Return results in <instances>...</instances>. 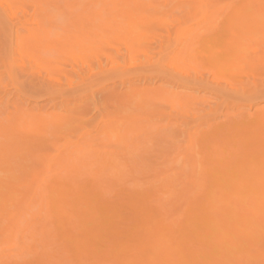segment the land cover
Instances as JSON below:
<instances>
[{
  "label": "rangeland",
  "instance_id": "obj_1",
  "mask_svg": "<svg viewBox=\"0 0 264 264\" xmlns=\"http://www.w3.org/2000/svg\"><path fill=\"white\" fill-rule=\"evenodd\" d=\"M30 1L32 0L28 1L29 5L32 4L31 7H34L35 6L34 3L33 2L30 3ZM33 1L36 3L37 8L38 9L40 8L41 10L39 9L37 10V13H34V10L32 8L28 9V12L24 11L23 8H19L15 11V14H14L15 19H12L13 17L8 15L9 8L5 7L6 8L5 10L4 7L1 6V3L3 2V0L2 1L0 0L1 2L0 3V121L5 125V130L10 131L11 128H13V126L11 127V125L12 124L15 125L16 119L19 116L22 117V119L19 121L21 125L29 124L27 126L28 128L34 127L33 123L35 121L33 119L36 116H43L44 119L47 120L48 123H50V126L48 127V133H47V136L49 137L50 135H52L50 133H52L56 127H69L70 128L74 124L76 126L77 123L74 122L75 120L74 118H78L80 116V119L82 118L81 121H84V122L81 123L78 127L76 126V128H70L73 130L68 129L70 133H65L64 137L62 136L61 140L59 139V142H56V144H53L51 146V148L49 149L51 156H54L59 151L62 152L63 154H68V152L71 149L75 152L74 153L75 155H78L79 154L78 152L79 150H77L78 145L85 144L86 146V143L88 142L89 147L91 148L90 141L92 140L94 143L92 148H95V149L99 148V151L101 152V154L103 153L101 159L103 158V155L107 156L109 153L113 152V154L117 156V161H120L127 157L126 159L130 158L129 160L130 161L132 160L130 164H134L137 161L140 162L143 160H145L146 162H151L153 164L155 168L153 167L154 170L152 171L154 172L151 171L152 173H150V174H153L151 175L150 181L143 182L146 180L145 178H143V175L139 174L140 172L139 173L135 172V175L139 174V177L142 176L140 179L137 180V182L140 180L138 184L135 183L136 181L133 182V180H131L132 176H127L126 177L127 180L124 181L123 179V182L125 183H123L122 180L119 181L117 183L119 187L116 186V188H115V185L112 187L109 186L111 184V181H109L108 183L109 176L106 177L104 176L106 175V173L101 172V167L103 166L99 165L100 162L98 163L96 162V164H93L91 166L86 165L82 167V170L85 174L81 178H79L80 185L81 184L85 186L89 185V184H86L87 177L97 178V180L100 181L98 182V184L101 182L102 184H104L103 181H105V183L108 184V186L106 185V187H108L109 189L105 188V185L100 184L101 188L102 186H104L102 191L104 192V189H105L106 191L105 195L102 192H101L102 196H99L100 193L96 195L97 199L98 197L101 198L97 200L101 202L100 203L101 206L108 205L110 202H112L110 203V207H112L113 204H114L113 206L116 207L117 204L118 205L121 204V201H122L121 198L125 196L123 199V201H125V207L126 205L131 206L133 210V213L129 214V212L128 213L126 212L127 210L124 211L125 210L124 207L122 209V207H119L117 205V209L119 207V211L121 212L120 213L118 212L120 215L117 213L119 217L118 216L116 217L114 215L116 214L115 212L116 209L114 211V207H113V211L115 213L113 211L112 213H114L113 218H115V220H113L112 222V220L109 219L110 222L107 221L106 224H104L105 228L103 229V234H102L104 235V238L101 236L103 239L109 240L108 242L107 241L106 242L109 243L108 245L110 247H111L110 244H113L112 238H114L113 240L117 242L116 243L113 241L117 245H120L122 241L123 242L121 245H124L127 242L128 237L127 238L125 237L126 234L128 235V233L126 232L127 228L124 226L118 227L117 225L119 224V222L122 223L123 222L122 220L128 217L129 219H132L135 217V218H138L139 220L141 219L140 221H143L144 220L143 217L146 216V219H147L149 215L151 216L152 212H149V213L147 212V215L143 213V217H142L141 212L138 211L139 207L144 208L145 206L146 210L149 208H152V205L154 204V200L156 196L165 195L163 199L164 200L167 199L168 194L163 193V195H160L159 193L161 191V188L164 187V184L162 182L163 180H165V178L166 180L172 179V178L176 180V179H181L180 177H182L183 178L182 181L178 180V182L180 183L178 187L179 188L181 187V190H182V186H185L184 184H186L185 181L189 182V179H186L187 177L185 176V174H182V173H184L183 172L184 170H186V172L188 173L194 170L191 168V164H190L192 163L191 162L192 160L190 161L189 157H187L189 155H186L187 158L184 157L183 155V153H185L184 151L187 150L186 146L190 138L193 137L194 142L199 143V147H200L199 150L202 152L204 151L203 153L205 155L197 154L198 161L196 163L198 170L200 169L203 170V168L199 169L198 166H201V164H205V165L207 164L209 160L202 161V162L201 160H203L205 157L209 158L207 157V154L209 152L206 154L207 149L208 151L210 148L214 149L213 146H215V143H217L216 145H218L219 147V149L218 147L215 148L217 152L219 153L217 154V157L219 155H223L225 151L226 153H229V156H230L231 155L230 152L232 150H233L232 152L234 153V155H236L238 149H240V147L238 148L235 147L237 145L241 146V149L238 151L237 154H240L241 152L243 154L242 150H243L244 145L242 144L240 139L242 138L244 141V138L241 137L240 134L245 133L248 128H249L250 133L254 135L253 139L256 137V135L260 137H264V130L259 131V129L256 128V126L249 123L251 122L249 118L255 117L256 115L260 113L261 114L264 113V44L263 43L262 44L261 43L252 44L251 47L247 49L246 57L244 58V61H243V66H247L248 68L242 72L228 65H225L224 69H220L217 66V64H211L208 62L206 63V61H203L202 63H196L193 59L187 60V61H181L179 63L178 69L176 70L174 64L172 63L173 57L175 56L176 53H179V49H178L179 43L180 42L185 43L186 40L184 37H186L187 35L185 34L186 31L184 29L183 30L181 29L182 31H180V34L177 37V33H176L177 30L180 28H184V27H190L191 29H198L200 26H202V24H204V22L201 20V15L189 16L187 15V12L183 10H177L176 12L172 13V15H170L168 19L169 25L167 26V28H164L162 31H158L156 34H152L151 32L148 31V27L151 26V25L149 26L148 20L143 21V23L144 22L146 23L142 27H138L134 29V32H137V33L139 31L141 33L149 32L150 35L147 37L148 39L145 43L146 46L143 48L136 49V51H133V52L128 51L127 45H128L129 40H121L119 42H111L110 44H107L103 52H101L99 55H96V54L92 55L88 59V61L83 62V63L80 60L69 59L68 55H66V57L68 58V60H66L65 55L61 56V53L58 52L57 49H52L49 51H42L39 54L36 52L35 54H38V56L35 55L34 57H33V54L22 56L20 53L21 45L23 46L28 45V41H27L28 32L31 30H36L38 28V21H40L43 25H45L46 28H48L49 24H51L53 21L54 26L53 27L50 26V28L51 27L53 28V30L51 28L52 33L50 32L51 33L50 36L52 37V39L62 38L60 37L62 35L63 37H67V35H70V33L73 34L74 32H76L75 31L76 29L77 31L80 30L88 22L86 19L87 18L86 16L82 18L81 13H80L82 12L81 11L82 9H79V7L75 9V11L79 9L78 10L79 12L75 13V14L78 13L77 16L73 17L69 15L70 13L72 14L75 11H73L74 9L71 10L68 7V5L66 7V4H67V2H65L66 0L58 2L57 4H55V6L53 4L59 0L57 1L55 0L56 2L55 1L53 2L51 0L50 2L49 0L46 1L48 6H46V3L44 0H43L44 2L43 4L42 2L40 3L38 0H33ZM56 5H58L59 7ZM88 6L89 5H87V7ZM105 6L107 7L108 5H105ZM74 7L76 6L74 5ZM92 7L93 6H91V9ZM80 8L82 7L80 6ZM87 9H88L86 10L87 12H84V14L88 13L89 10L91 12L90 6ZM124 9H127V8H124ZM225 11L227 13L228 9H226ZM48 13L50 17L51 15H54L52 17L53 18L52 21L50 20V18L47 17L49 16V15H46ZM117 13H119L118 18L120 20L119 21L120 25H122L123 27H127L129 19L126 17V15H124L123 10H120ZM146 14L147 12H140L138 16L142 17ZM44 19L46 20L45 21L46 24L44 22ZM182 20H185V24L180 23ZM70 21L73 23L71 24ZM68 23L70 24L68 25ZM67 29L69 32L66 31ZM79 34L80 36L83 35V33L81 32H79ZM126 36L130 37L129 34ZM83 37L84 35L82 36V38ZM232 37H233V31L230 29L226 21V18H225V26H222L221 29L218 31V33L211 38V44L208 50L209 53L212 54V53H216L218 51L224 50V49L226 50V48H228L230 46V43L232 42ZM62 39H65V38H62ZM76 50H78L77 47H76ZM150 57L152 58V65L149 62ZM200 59H202V57H200ZM226 62H228V60L225 55V63ZM15 79L16 80L18 79L17 82L19 84L22 82L21 86L17 84L16 81H14ZM254 84H258V88H257L259 90L258 93H255ZM152 113H154L155 115L153 114L154 115L153 116ZM157 114L159 115L161 114L163 116L156 117ZM149 115H152V117L151 116L149 117ZM146 116H148L149 118H146ZM133 119L134 120L139 119L140 122L136 120L135 122L133 121ZM243 121L245 122L243 123V126L246 130L244 128L243 130L241 127L242 125H240L242 124ZM55 122H57L59 126L58 125L56 126ZM133 122L135 123V125L138 123L136 125L137 126L136 129L134 128L135 126L133 125L134 124ZM143 122L144 124H142ZM140 123L142 125H140ZM246 124H247V128H246ZM117 127L119 131H116ZM146 127L147 129H144ZM114 128L116 129L114 130L116 134H118L121 131L122 132L124 131L122 134L121 133L119 134V136L121 137H119L120 140H118V143L115 140L116 135L114 134V132H112ZM120 129L122 130L120 131ZM239 129L245 132L241 130L240 132L238 131ZM125 131H127L128 133ZM235 131H236V134L234 135ZM237 131L240 133H237ZM132 132H135V133H132ZM122 136L126 138L124 139V141H122L123 140ZM221 136H222V139L220 140L219 138H221ZM237 137L238 139H236ZM112 139L116 141L115 144H114V141H112ZM222 140L224 142H222ZM67 141L70 143H68ZM217 141L222 142V143L220 142L221 146ZM240 142L242 145L239 144ZM6 143H8V141L5 140L4 134H0V151L7 148V146L5 145ZM110 144L113 146H111ZM225 144H227V148ZM134 145H136V147L138 146V148H141V149L144 147L145 150L141 151L140 154H138V152L135 153L136 151L134 152L133 150ZM223 146L225 147V149L222 148ZM89 147L87 149H89ZM67 148H70V149H67ZM111 148H112V151L109 150L110 151L109 152L108 149H111ZM233 148L234 149L236 148L237 151L235 150L236 151L235 152ZM66 149L69 151H67ZM182 149H185V150L181 151ZM124 150L125 151L127 150L126 152L128 154L124 153L125 152ZM131 151H133V153H131ZM8 152L9 150L3 152L2 154L0 153V155L4 156L8 154ZM129 153L132 155H130ZM132 156L135 158V161L133 160L134 158ZM175 156L176 157L178 156L177 159ZM226 156H227L226 158H224V156H219V157L220 158L223 157L222 159L226 160L228 158V155ZM241 156L239 155V157ZM214 157L213 159L210 158L211 164L209 162L207 164L209 166L212 165L210 166V168L212 167L211 170L213 174L214 175L216 174L214 177H212L214 180L211 177L210 178L207 177L208 183H206V185H208L209 189H207L208 187H206V189L207 191H212V192L215 191V189L218 187H223V189H225L226 192H228V189H229L228 193H230V189L232 192L233 186L229 182H232L235 179H238V180L243 179L245 177V173H244L245 167H247L246 174H248L251 169L252 170L256 169V167L257 169H260L264 166V162H263L264 159L259 160L260 162H258V160H255L258 164L251 163L252 164L251 165L250 163H247V162H241L242 157L239 160L238 159L239 157L235 156L237 160L240 161V164L236 166V163L238 162L234 156L229 157L228 159L229 160L231 159V160L229 161L227 159L226 162H224L223 160H220L219 162L218 160L219 157L218 158L216 157L217 160H215ZM136 158L139 160H137ZM234 158H235V162H234ZM28 160L31 162L30 159ZM217 161L221 164L217 163L218 164L217 165L216 164ZM228 161L229 163H234L233 164L234 167H232V164H231V168L230 169L227 168V169H229V171L232 170L231 172L235 174H237L238 172L240 175L239 174L233 175V173L230 172L231 173L230 176L232 175V177L228 176L229 173L227 169L225 170L223 168V166H225L224 163L228 164L227 163ZM203 162H206V163H203ZM187 163L188 165H185ZM242 163H245L243 164L244 166L246 164L248 165H246L245 167H241L243 166ZM62 165L63 166L59 167L58 170L59 171L62 170L61 173L64 174L65 172L63 170L66 171L67 163L65 162V164L63 163ZM65 165H66V168H65ZM219 165L224 169V171L222 170L223 173H227V175H225L224 177H223L222 172L220 171L222 168L220 169ZM196 166L194 165L192 167L196 168ZM252 166L254 168H252ZM183 167H184V170L182 169ZM228 167L230 166L228 165ZM238 167L240 168V171H237L239 170ZM232 168L236 172H234ZM242 169L244 170L243 171L244 175H241L243 174L241 172ZM248 169H249V172H248ZM202 170H200L199 172H203ZM31 171L33 173L32 169L30 170V173ZM199 172L197 171V173L200 175ZM167 173L169 175H167ZM165 175L167 177H165ZM2 176H4V173L0 171V177ZM56 176H57L56 174L50 175L49 173V176L48 174H45L44 181H47L46 183L51 182V181L54 182V179H56ZM101 176L103 177L101 178ZM104 177L105 179L106 178L107 179L105 180ZM156 177L157 178L159 177V178L156 179ZM215 177H216V180H215ZM234 177L235 179H232ZM219 178H220V181L218 182L217 180ZM230 178L232 181H229ZM128 179L130 181H128ZM210 179L213 182L214 181L216 182L213 183L212 181H210ZM223 179L226 181L223 182ZM84 180L85 182H83ZM152 181L156 185H158L157 186L158 188H156V186L153 185L154 183H152ZM180 181L183 183H181ZM60 182L62 183V181ZM160 182L162 183L163 187L161 186ZM235 182H238V181L235 180ZM235 182L233 181L232 184H234ZM61 183H58L57 186H59V184ZM142 183H144L145 186L142 185ZM35 184H34V187H35ZM151 184L154 186V188L152 187ZM225 184L228 189L225 186H220V185H225ZM47 185H49V183L46 184V186ZM122 185L123 187L124 186L128 188L130 187L129 192L132 187H135L136 185H140L138 186L140 192H142V194H144V192L148 194V195L144 194L145 200H147L146 201L147 203L145 202L144 199H142V203L139 206H133L132 203L136 199L135 198L136 195L130 192V195L133 196V197H130L129 192H126L128 191V188L125 189L126 187L123 188ZM228 185L232 187L229 188ZM24 186L27 188L25 189ZM24 186L21 187V192H18V194L20 193L19 195L17 194V192H14L10 200H8L6 203V209L8 210V212L12 210L13 215L16 214V217L13 219H10L8 216H6L7 211L4 213L3 217L2 215L0 216V264H6V263L8 264L10 263L11 264H34V263L35 264H39V263L48 264L45 260L46 256L43 254V252L45 251L43 241L45 239L50 240V238H51V241L54 240L55 242L49 245L48 249L52 251L53 254H55V256L58 259L63 260L64 262L62 261L61 264H64L67 254H65V250L63 246V243L65 242L64 237L63 238L61 237L63 235V231H62L63 228H60V226L56 224L58 222L57 221L58 218L56 219L55 217L58 216L59 214L53 215L52 210H50L51 208H48L49 206H47L48 204L47 202L49 201L48 195H47L48 192L44 191L46 190L45 187L40 188V190L38 189L42 197L38 194L36 199H39V201L37 203L35 202L31 204L30 208H27L28 204H26L25 202L27 198L24 199L23 195L30 186H27V185H24ZM213 186H215V188ZM60 187L62 188L63 185ZM61 188L57 187L55 190H58ZM101 188H99L98 190L100 191ZM120 188L121 189L123 188L124 190L122 189L123 190L122 191ZM68 189H71V188H68ZM158 189L160 190L158 191ZM143 190L145 191L143 192ZM110 191L111 192L114 191L113 192L114 194L116 193L117 199L115 198V196L113 198L114 194L111 193ZM123 192H126V193H123ZM149 193H152V194L149 195ZM118 194H119V197H118ZM191 195L193 196L192 198L193 200L195 197L197 198V201H198L199 196L196 197L193 194ZM55 196L58 199V196L57 195ZM55 196H53V199L55 203H57L55 200L56 199ZM146 196H150L151 199L146 198ZM71 197L76 199L77 205L74 206V204L76 203L72 202L73 205L69 203L66 205L68 206L66 208L69 209V206L71 205L70 206L71 209H69V211H71L74 206L73 208L74 211H71V212L78 213V210L81 209L80 206L82 205V207H84L85 205L84 204L85 198L82 200V198L80 199L81 197L80 196L78 199L77 194L75 195V197H74V194H72ZM71 197L69 196L70 199ZM105 197H106V200L108 199V197H110L108 200L109 203L107 202L108 204L102 203L103 200H104L103 202H105ZM73 198L71 201L75 200ZM202 198L200 196L199 199L202 200ZM119 199H121L120 202L118 201ZM97 201H96V205L98 203ZM143 201L145 202V204ZM194 204H195V201H194ZM185 205H187V203L184 204L182 207L178 208L177 209L178 212L184 211L185 210L184 208H186ZM121 206H124V205L122 204ZM110 207L108 205L106 208L110 209ZM166 207H169V206H166ZM75 208L76 210L77 209L78 210L75 211ZM121 209L123 210L124 214ZM49 210L52 213L47 212ZM150 210L151 209L147 211H150ZM171 212L172 211H170V213ZM79 214H81V212H79ZM152 214L156 215L155 212ZM76 215H74L73 217H75ZM182 215L183 217L185 216L184 212ZM79 216L80 215H78V218ZM179 216H176L174 218H179ZM81 219L79 223L80 225L82 224V222L84 223L86 221L85 222L86 224L85 223L84 225L82 224L83 226L87 225V228L89 229L90 228L92 229L94 227L92 226L94 225V223L87 221L86 218L85 219L81 218ZM140 221L138 223L136 221L135 222L139 224ZM116 222H118V224H116ZM146 222L147 221H144V223L142 222V225H145ZM53 224H55L54 226L56 227L58 226L57 227L58 229L54 228ZM107 224L109 228L107 227ZM80 225L78 226V222H77V226L80 227ZM139 225H141V223ZM73 227L75 226L73 225ZM78 227L73 228V230ZM81 228L83 227L81 226L79 229ZM85 229L86 228L84 227L83 234L81 232L82 230L81 231L79 230L81 233L79 232L75 235L80 234L81 236L82 234L83 236L84 233L86 234L88 230V229L86 230ZM120 229L121 230L124 229L125 231L122 230L124 233L119 234L118 232L121 231ZM60 231L62 233H60ZM75 232H77V229L76 231L74 230L73 233ZM106 235H109V236L107 237ZM61 238L63 239V241L59 242L58 239L62 240ZM102 238L100 240H102ZM119 240L121 241L118 243ZM57 241H58V244H57ZM103 241H100L101 243H99V245L104 244ZM106 242H105V246H103L101 250L104 253L103 252L101 253L100 251V254L99 252L98 254L100 256L108 258L107 255L110 251V247L106 244ZM20 243L21 245H19ZM65 244H71V243L66 242ZM263 245L264 243L261 244L262 246L261 247L257 244L256 247L259 246L260 248H262V251H264ZM17 246H19V249H16ZM11 247L13 249H11ZM100 247H102V245ZM70 248L72 247L70 246ZM71 250H74L73 252H75L74 248ZM131 250L135 251V249H131ZM33 252H36V253H33ZM9 254L12 255V257L8 256ZM113 254L115 255V253ZM111 255L112 254H109V258L111 257ZM111 258L113 259V257ZM69 262L70 261H68L67 264H73ZM86 263L91 264V259H89L88 262L86 261ZM105 263L106 262H104V264Z\"/></svg>",
  "mask_w": 264,
  "mask_h": 264
},
{
  "label": "bare ground",
  "instance_id": "obj_2",
  "mask_svg": "<svg viewBox=\"0 0 264 264\" xmlns=\"http://www.w3.org/2000/svg\"><path fill=\"white\" fill-rule=\"evenodd\" d=\"M28 1L29 0H3V2L2 3L0 2V3H1V6L4 7L5 10H6V8H9V11H8L9 14L8 15L13 17L12 19H15L14 18L15 11L19 8H23L24 11H26V12H28V9L32 8L34 10V13H37V10L40 9V8L39 9L37 8L36 3L33 0L30 1V3L33 2L36 7L35 6L31 7L32 4L29 5ZM38 1L40 3L42 2V4L44 3L43 0L42 1L38 0ZM44 1L46 3V6H48V4L46 2L48 0H44ZM51 1L54 2L55 0H51ZM60 1H63V0H59L56 3H54L53 5L55 6V4H57ZM49 2H50V0H49ZM65 2H67V4L65 3L66 7L68 5V7L71 10L74 9L73 11H75V9H77L78 7H79V9H82L81 10L82 12H80V13H81L82 18L84 16L87 17L86 18L88 21L87 24L84 25L78 31L76 29L75 30L76 32H74V33L71 31L73 34L70 33V35H67V37H63V35L60 36V37L65 38V39H62V38H59V39L53 38L52 39V37L50 35L52 33V30H53L52 27L54 26L53 21H52L53 20L52 17L54 15H51V17H50V15L48 13L46 15H49L47 17L50 18V20L52 21V23L49 22L52 25L49 24V27L46 28L45 25H43L40 21H38V28L36 30H31L28 32V36H27L28 40L26 39L28 41V45L27 46L21 45L20 53L22 56H25V55L27 56V55L33 54V57H34L35 55L38 56V54L41 53L42 51H49L52 49H57L58 52L61 53V56L65 55V57H66V55H68L69 59L80 60L83 63V62L88 61V59L92 55H94V54L99 55L101 52H103L105 49V46L107 44H110L111 42H119L121 40H129L128 45H127L128 51L133 52V51H136V49L143 48L146 46L145 43L148 39L147 37L150 35L149 32H151L152 34H156L158 31H162L164 28H167V26L169 25L168 19H169L170 15H172V13L176 12L177 10H183V11L187 12V15H189V16L201 15V20L204 22V24H202V26H200L198 29H191L190 27H184V28H180L177 30V32H176L177 37L179 36L180 31H182L183 29L186 31L185 34H187V35H186V37H184L186 42L185 43H182V42L179 43V47H178L179 53H176L175 56L173 57L172 63L174 64L176 70L178 69L179 63L181 61H187V60L193 59L196 63H202L203 61H206V63L208 62L211 64H217V66L220 69H224L225 65H228V66L234 67L235 69L240 70V72H242L248 68L247 66H243V61H244V58L246 57L247 49L250 48L252 44H260V43L264 44V0H77V1L66 0ZM50 4H52V3H50ZM74 5L76 7H74ZM87 5L90 6V9H91V6H93V7L91 9V12L89 10L88 13L84 14V12H87L86 11V10H88L87 8H89V6L87 7ZM105 5H108V6L106 7ZM56 6H58V5H56ZM80 6L82 8H80ZM72 7H74V8H72ZM124 8H127V9H124ZM226 9H228L227 13L225 11ZM78 10L72 14L70 13L69 15H71L73 17L77 16L78 13L77 14H75V13L79 12ZM120 10H123L124 15H126V17L129 19L127 27H123L122 25H120V22H119L120 20L118 18L119 13H117ZM69 12H71V11H69ZM140 12H147V14L142 16V17H139L138 14ZM82 14H84V15H82ZM46 15H45V17H46ZM60 15H61V13H60ZM40 17H42V16H40ZM47 17H46V19H47ZM225 18H226V21H227L230 29L233 31L232 42L230 43V46L228 48H226V50L224 49V50H221V51H218L216 53L211 54L208 51L210 48L209 46L211 44V38L218 33V31L221 29L222 26H225ZM69 19H71V18H69ZM50 20H48V21H50ZM144 20L145 21L148 20L149 23L148 22L147 23L149 24V26L151 25L150 27H148L149 32L148 33H141L140 31L138 33L134 32V29H136L138 27H142L146 23V22L143 23ZM45 21L46 20L44 19V22ZM72 23L73 22H71V24ZM180 23L185 24V20H182ZM45 24H46V22H45ZM69 24L70 23H68V25ZM50 26H52L51 27L52 30H51ZM66 31H68V29ZM79 32L83 33V35H84L83 38H82L83 35L80 36ZM128 34L130 35V37L126 36ZM27 41H26V43H27ZM64 43H66V44H64ZM76 47L78 50H76ZM36 52L38 54H35ZM225 55H226L227 60H228V62H226V63H225ZM200 57H202V59H200ZM68 58L66 57V60H68ZM149 62L152 65V58L151 57L149 59ZM252 68H253V66H252ZM14 81H16L17 84H19L17 82L18 79L17 80L15 79ZM17 84H16V86H17ZM21 84H22V82L19 85L21 86ZM254 85H255V93H258L259 92V90L257 89L258 84H254ZM154 113H156V112H154ZM154 113H152V115ZM152 115H149V117L150 116L152 117ZM162 116L163 115H161V114L156 115V117H162ZM149 117L146 116V118H149ZM21 119H22L21 116H19L16 119V123H15V125L14 124L11 125V127L13 126V128H11L10 131L5 130V125L0 121V134H4L5 140L8 141V143L5 144L7 146V148L1 150L0 153L2 154L3 152L9 150L8 154H6L4 156L0 155V171L4 173V176L0 177V216L2 215V217H3L4 213L7 211L6 216H8L10 219H13L16 217V214L13 215L12 210H10L8 212V210L6 209V203L8 200H10V198L14 192H17V194H18V192H21L22 186L27 185V186L31 187V188L29 187L28 190H26V192L23 195L24 199L27 198L25 200L26 204H28L27 208H30L31 204H33L35 202L37 203L39 201V199H36L38 194L40 195L39 190H40V188L45 187L46 190H44V191L48 192V194L46 192L45 193L48 195V200H49L48 202L46 201L48 203V204L47 203L46 204H47V206H49L48 208H51L50 210H52L53 215L59 214L58 215L59 217L58 216L55 217L56 219L58 218L57 219L58 222L56 224H58V226H60V228H63V230H62L63 235L61 234L62 235L61 237L62 238L64 237L65 242L63 243V246H64L65 254H67L66 258L64 256V258H65L64 264H67L68 261H70L73 264H87L86 261L88 262L89 259H91V264H104V262H106L105 264H108V263L109 264H264V251H262V248L259 247V246H261L262 243H264V166L262 168L258 167L260 169H257V167L255 166L256 169H253V170L251 169L250 172L248 169L249 173L246 174L247 167H245V166L248 164H246L244 166L243 164H245V163H242L243 166H241V167L246 168V169L244 168L245 177L241 180L235 179V177L232 178V179H235L238 181V182H235V180H233L235 182L234 184H232L233 181L231 180V178L229 179V181H232V182H229L233 186L232 192L230 189V193H228L229 189L226 187V184L220 185V186H225L228 189V192H226V190L223 189V187H218V188H216L217 190L215 189V191H213V192L207 191V189H209L208 185H206V183H208L207 177L212 178L216 175V174L215 175L213 174V172L211 170L212 167L210 168V166H212V165L209 166L207 164H208V162L211 164L210 158L213 159L214 156L217 157V154H219L217 152V150L215 149L216 147H218V145H216L217 143H215V146H213L215 150L210 148L208 151V149H207L206 154L209 152L207 154V157H209V158H206L204 156L205 158L203 160H201V162L206 161V160H209V161L207 162L206 165L201 164V166H198L199 169L203 168V170L200 169L203 172H199L200 170H198V168L196 166L197 165L196 163L198 161L197 160V154L198 155L199 154L205 155V154L203 153L204 151L202 152L199 150L200 149L199 143L194 142L193 137L190 138V140L188 141L187 146H186L187 150L184 151L185 153H183V155H184V157H186V155H189L187 157H189L190 161L192 160L191 161L192 163H190V164H191V168L194 170L191 169L192 172L188 173V172H186V170H184V167L182 168L184 170L183 171L184 173H182V174H185V176L187 177L186 179H189V182L185 181L186 184H184L185 186H182V190H181V187L180 188L178 187V185H180L178 180L182 181L183 180L182 177H180L181 179H176V180L171 177L172 179L166 180L165 177H167V176L166 175H165V177L163 176L165 178V180H163L162 183L164 184L165 189H164L162 183L160 182L161 186L163 188L160 187L161 191L159 193H160V195H163V193H165V194H168V196H167V199L165 198L166 200L163 199V197L165 195L155 197L154 204L152 205V208H149V209L153 210L156 215L152 214L154 212L151 210L147 211L149 209L146 210V208L144 206V208L139 207L138 211L141 212L142 217H143V213H145V215H147V212L148 213L152 212L151 216L148 214L149 216L147 217V219H149V220H147L146 216H144L145 218L143 217V219H144L143 221H140L141 219L139 220L138 218H135V217L132 219H129V217H128L126 219L122 218L123 219V220L121 219L123 221L122 223L119 222V224H118V222H116V224H118L117 225L118 227L124 226L127 228L126 232L128 233V235L125 233L126 234L125 237L126 238L128 237V239H127L126 243L124 242L125 243L124 245H121L123 242L122 241L120 243V245H121L120 246V245H117L116 244L117 242L113 240L114 238H112L113 244H110L111 245V247H110L108 245L109 243H107L109 240L103 239L104 235H102V234H103V229L105 228L104 224H106V222L109 221V219H111L113 222V220H115V218H113L114 215L116 217L117 216L119 217V215H120L119 213L121 212V211H119V207H122V209L124 207L125 208L124 211L127 210L126 212L127 213L129 212V214L133 213V210H132L131 206L126 205V207H125V201H123L125 196L123 198H121L122 199L121 204H119V205L117 204L119 206L118 209H117L116 204H115L116 207L113 206L114 204L112 205V207H110V203H112V202L109 203L108 200L112 195L110 197H108L107 200L105 197V202H103L104 200L102 201L103 204L109 203L108 205H109L110 209L106 208L108 205L101 206V204H100L101 202L97 201L101 198L98 197V199H97L96 195L99 193H100L99 196H102V193L105 195V192H106L105 189H104V192L102 191L104 186H102V188H101L100 184H102V182L98 184V182H100V181H98L97 178H94V177L93 178L87 177V183L86 184H89V185H86V186L82 185V184L80 185L79 178H81L85 174L82 170V167L86 166V165L91 166L93 164H96V162L97 163L100 162L99 165L103 166V167H101V172L106 173V175H104V176H106V177L109 176L108 183H109V181H111V184L109 186L112 187L115 185V188H116V186H118L117 183L119 181L122 180V182H123V179H124V181L127 180V178H126L127 176H132L131 180H133V182L136 181L135 183H137V184L140 181L139 180L137 182V180L142 177V176L139 177V174L143 175V178L146 179L143 182L150 181L151 175H153L150 173L154 172V171H152V170H154L153 164L151 162H146L145 160L139 162V161H137V160H139L137 158H136L137 162L134 163L135 165L130 164L132 162V160L130 161L129 160L130 158L126 159L127 157L120 160V161H117V156L114 155L113 152L109 153L107 156L103 155V158L101 159L103 153L101 154V152L99 151V148L98 149L92 148V146L94 144L92 140L90 141L91 142L90 143L91 148L89 147L88 142H87L88 144L86 143V146H85V144H79L78 145V149H77V150H79L78 151L79 154L77 153L78 155H75L74 154L75 152L72 149L69 151L67 149H70V148H67L66 150L69 151L68 154H63L62 152L59 151L54 156H51L50 151H49L51 146L53 144H56V142H59V139L61 140L62 136L64 137L65 133H70V131H68V129L76 128V126L78 127L81 123H83L84 121H81L82 118L80 119V116L78 118H74L75 119L74 122L77 123L76 126L74 124L70 128L69 127H56L54 130L52 129L53 132L50 133L52 135H50L49 137L47 136V133H48V127L50 126V123H48V121L45 120L43 116H36L33 119L35 121L33 123L34 127H31V128L27 127L29 124L28 125H24V124L21 125V123L19 122ZM249 119L251 121L249 123L256 126V128H258L259 131L264 130V113H262V114L260 113V114L256 115L255 117H251ZM135 120L133 119V121H135ZM136 121L140 122L139 119ZM58 122H60V121H58ZM243 123H245V122L243 121L242 124H240V125H242L241 126L242 129L244 128ZM142 124H144V122ZM142 124L140 123V125H142ZM55 125L59 126V124H57V122H55ZM133 125L135 126L134 128L136 129L137 126L135 125V123ZM240 125H239V127H240ZM143 127H144V125H143ZM246 128H247V124H246ZM116 129L114 128L112 130V132H114V130L119 131L118 127ZM144 129H147V127ZM70 130H73V129H70ZM121 130L122 129H120V131ZM137 130H136V132H137ZM240 130L241 129H239L238 131H240ZM243 130H241V131H243ZM238 131H237V133L241 132V131L240 132H238ZM123 132L122 131L119 133L117 132L118 134H116L114 132V134L116 135L115 136L116 138L115 137H113V138H115L117 143H118V140H120L119 137H121V136H119V134L120 133L122 134ZM125 132H127V131H125ZM145 132H146V130H145ZM243 132H245V131H243ZM132 133H135V132H132ZM235 134H236V131H235L234 135ZM107 136H109V135H107ZM240 136L244 138V141H243V139L241 137H239V138H241L240 141L244 145L243 150H242L243 154H242V152L240 154H237L238 151L241 149V146L237 145L238 144L237 143L236 144L237 146H235V147L236 148L240 147V149H238V151H237L236 148L235 149L233 148L234 151L235 150L237 151L236 155H234V153L232 152L233 150L231 152L229 151L231 153L230 156H229V153H226V151L224 153L223 149H225V147L223 146L222 151L225 155L223 154V155H219V156H224V158H226L227 157L226 155H228V158H229L231 156H234V157L238 156L239 157V155L241 156V154H242V156H241L242 158L241 157L238 158L239 160L241 158V162H247L250 164L251 163L252 164H258L255 160H258V162H260L259 160L264 159V137H260V136L256 135V137L253 139L254 135H252V133H250L249 128L247 129V131L245 133L240 134ZM201 137H203V136H201ZM51 139H53V140H51ZM122 139H123L122 141H124V139H126V138L123 137ZM203 139H205V138H203ZM219 139L221 140L222 136ZM223 139H224V137H223ZM236 139H238V137ZM115 140L112 139V141H114V144L116 142ZM217 142L221 146V143L224 141L223 140H222V142L220 141L221 143L219 141H217ZM241 142L239 144H241ZM68 143H70V142H68ZM196 145L198 146V148ZM225 145L227 148V144H225ZM111 146H113V145H111ZM84 147H86V148H84ZM88 147H89V149H87ZM218 149H219V147H218ZM109 150L112 151V148L108 149V151ZM133 150H134V152L136 151L135 153L138 152V154H140L141 151L145 150V148L143 147L141 149V148H138V146L136 147V145H134ZM183 150H185V149H182L181 151H183ZM210 150H212V151H210ZM228 150H229V148H228ZM126 151L124 153H127ZM131 153H133V151H131ZM130 155H132V154H130ZM130 155H129V157H130ZM177 157H176V159H177ZM216 157H214L215 160H217V158H218V157L217 158ZM222 158L223 157L218 158L219 162H220V160H223L224 162H226L228 159L227 158L225 160ZM235 158H234V162H235ZM28 159H30L31 162ZM182 159H184V158H182ZM133 160L135 161V158ZM236 160H237V158H236ZM239 160H237L238 163H236V166H238V164H240ZM229 161L227 162L228 164L224 163L225 166H223V168L225 170L227 168L230 169L231 164H232V167H234L233 166L234 163H229ZM253 161H254V163H253ZM65 162L67 163V169H66V171L63 170L65 172L63 174V173H61L62 170L60 169L61 171H59L58 168L63 166L62 164L63 163L65 164ZM219 162L217 161L216 164ZM263 162H264V160H263ZM203 163H206V162H203ZM192 164H194L196 166V168L192 167V166H194ZM219 164H221V163H219ZM260 164H262V163H260ZM185 165H188V163ZM226 165H227V167H226ZM228 165L230 167H228ZM251 165H249V166H251ZM249 166H248V168H249ZM172 167H174V166H172ZM239 167H238L239 170H237V171H240ZM65 168H66V165H65ZM219 168L221 169L222 167L220 166ZM223 168L220 171L222 172L223 177H224L225 175H227V173H223V171H224ZM252 168H254V167L252 166ZM31 169L33 170V173H32V171L30 173ZM62 169H63V167H62ZM229 169H227V171L229 173L228 176L232 177V175L230 176V174L233 172H231L232 170L229 171ZM205 170H207V171H205ZM244 170L242 169L241 172L243 173ZM197 171L200 173V175L197 173ZM82 172H83V174H82ZM135 172H138V173L140 172L139 174H137L138 177H137V175H135ZM177 172H179V171H177ZM234 172H236V171L234 170ZM49 173H50V175L56 174L57 175L56 176L57 181H56V179H54V182H52V181L48 182L49 185L46 186V184H48V183H46L47 181H44L45 180L44 177H45V174H48V176H49ZM168 173H167V175H169ZM244 173L241 175H244ZM234 174L235 173H233V175ZM238 174L239 173L237 172V174H235V175H238ZM102 177L103 176H101V178ZM129 178H131V177H129ZM158 178L156 177V179H158ZM104 179H105V177H104ZM239 179H240V177H239ZM215 180H216V177H215ZM36 181H37V183H36ZM60 181H62V183ZM128 181H130V180L128 179ZM210 181H212V180L210 179ZM217 181L219 182L220 178ZM224 181H226V180L223 179V182ZM57 182L61 183L63 185V187L62 188L60 187V186H62L61 184H59V186H57V184H58ZM83 182H85V180ZM103 182H104V184H102V185H105V188L109 189L108 187H106V185L108 186V184H106L105 181H103ZM122 182H121V184H122ZM214 182H216V181H214ZM218 182H217V184H218ZM227 182H228V180H227ZM123 183H125V182H123ZM152 183H154V182L152 181ZM181 183H183V182H181ZM34 184H35V187H34ZM44 184H45V186H44ZM121 184H119V185H121ZM132 184H134V183H132ZM157 184H159V183H157ZM142 185H144V183H142ZM153 185H155L156 188H158L157 187L158 185H156L155 183ZM153 185H152V187L154 188ZM138 186H140V185H136L135 187H132L133 189L132 188L130 189V192L133 193L134 195H136L135 196L136 199L132 203L133 206H139L142 203V199L145 200L144 194H147L146 192H144L145 190H143L144 194H142V192H140ZM232 186H229V188ZM57 187L61 188V189L55 190ZM122 187H123V185H122ZM124 187H126V186H124ZM152 187H150V188H152ZM206 187H208V188L206 189ZM213 187L215 188V186H213ZM24 188L26 189L27 187L24 186ZM68 188H71V189H68ZM99 188H101L100 191L98 190ZM127 188L128 187H126L125 189H127ZM129 188H128V191H126V192H129ZM159 190L160 189H158V191ZM113 192H111V193H113ZM126 192H123V193H126ZM130 192H129V196L133 197L132 195H130ZM75 193L77 194L78 199L80 196H81L80 199L82 198V200L85 198L84 199L85 202L80 200V201L84 202L85 208L82 207V205L80 206V204H79V206L81 207V209L80 208L79 209L81 211L77 209L78 213L77 212H75V213L71 212V211H74L73 208L75 205H77L76 199L71 197L72 194H74V197H75V195H76ZM153 193H154V191H153ZM185 193L186 194L188 193L189 195L188 194L186 195ZM151 194L152 193H149V195H151ZM191 194L195 195L196 197L199 196V198H200V196H201V198L203 196V198H202V200H200L198 198V201H197V198L194 197V200H193L192 199L193 196ZM55 195L58 196V199ZM156 195H157V193H156ZM53 196L56 197L55 200L57 203H55ZM69 196L71 197V199L69 198ZM114 196L117 199L116 193L113 195V198H114ZM120 196H121V194H120ZM122 196H123V194H122ZM143 196H144V198H143ZM59 197H60V199H59ZM67 197L70 200H68ZM103 197H102V199H103ZM118 197H119V194H118ZM72 198L75 200L71 201ZM146 198H150V196H146ZM121 199H119L118 201L120 202ZM131 199H133V198H131ZM69 201H71V202H69ZM96 201L99 203L100 207H99L98 203L96 205ZM146 201L147 200H145V202ZM194 201H195L196 205L194 204ZM72 202H74L76 204H74L72 210L69 211V209H71V207H70L71 205L69 206V209L66 208V207H68L66 205L69 203L72 204ZM113 202H115V201H113ZM145 202H144V204H145ZM186 203H187V205H185L186 208L183 207L185 210L183 209L184 211L178 212L177 209L182 207ZM26 204H24V205H26ZM122 204L124 206H121ZM41 206H42V204H41ZM166 206H169V207H166ZM113 207H114V211L116 209V211H115L116 214H114L115 212L113 211ZM41 208H43V207H41ZM57 209H59V210H57ZM50 210L47 212L52 213V212H50ZM77 210L75 208V211H77ZM176 210H177V212H176ZM112 211L114 213H112ZM170 211H172V212L170 213ZM79 212H81V214H79ZM122 212H123V210H122ZM180 212H182V213H180ZM183 212L185 214L184 217L182 215ZM36 213H38V212H36ZM117 213L119 215H117ZM73 214L74 215L77 214V215L75 217H73L74 216ZM123 214H124V212H123ZM135 214H137V213H135ZM177 214H179L181 217ZM28 215H29V213H28ZM50 215H52V214H50ZM78 215H80L79 218H78ZM172 215L173 216L174 215L179 216V218H181V219L174 218L176 216L173 217ZM122 216H120V217H122ZM4 218H5V216H4ZM35 218H37V217H35ZM81 218H83V219L86 218L87 221L94 223V225H92L94 227L92 229L91 228L89 229V228H87V225L83 226L86 221L84 223L81 221L83 225L82 224L80 225L79 223H80ZM1 219H3V218H1ZM137 219H138V221H137ZM28 220H30V219H28ZM31 221H32V219H31ZM135 221L137 223L140 221L141 225H139L140 223L137 224ZM144 221H147V222L145 223V225H142V222L144 223ZM77 222H78V226L80 225V227L82 226L83 228L79 229L80 227L77 226ZM92 223H90V224H92ZM87 224H88V222H87ZM54 225L55 224H53V226ZM73 225L75 227H78V228H76L77 232H75V233H73L74 230L76 231V229L73 230V228H75V227H73ZM57 227L54 226V228H57ZM84 227L88 230H87V233L86 234L84 233V235L82 236L83 231H84L83 230ZM107 227H108V224H107ZM79 230L80 231L82 230L81 236H80V234H78L79 236L75 235V234L80 232ZM122 230H124V229H122ZM122 230L118 233L119 234L124 233ZM60 233H62V232L60 231ZM105 233H107V232H105ZM106 236L108 237L109 235H106ZM101 238H102V240H100ZM262 239H263V241H262ZM58 240H59V242L63 241V239L62 240L58 239ZM100 241H103L104 244L99 245V243H101ZM113 241L116 243H114ZM120 241L121 240H119L118 243ZM54 242H55L54 240L51 241V238H50V240L45 239L43 241V245L45 247V251L43 252V254L46 256L45 260L48 264H61L63 260L58 259L55 256V254H53V252L48 249V246L53 244ZM66 242L71 243V244H65ZM105 242L110 247V251L107 255L108 258H105V257L99 255L103 246H105ZM259 243H261V244H259ZM57 244H58V241H57ZM257 244L259 245L258 247H256ZM19 245H21V243ZM69 245L72 248H70ZM97 245H99V246H97ZM101 245H102V247H100ZM17 247H16V249H19V246H17ZM30 247H32V246H30ZM263 247H264V245H263ZM73 248L75 249V252H73L74 250H71ZM105 248H107V247H105ZM11 249H13V248L11 247ZM131 249H135V251L131 250ZM105 250H107V249H105ZM27 251H29V250H27ZM98 252H99V254H98ZM102 252L103 251H101V253ZM33 253H36V252H33ZM113 253H115V255ZM109 254L114 255V256L111 255V257H113V259L111 257L109 258ZM8 256L12 257V255H10V254ZM38 260H39V258H38ZM14 262H16V261H14ZM27 262H29V261H27ZM20 263H21V261H20ZM6 264H8V263H6Z\"/></svg>",
  "mask_w": 264,
  "mask_h": 264
}]
</instances>
